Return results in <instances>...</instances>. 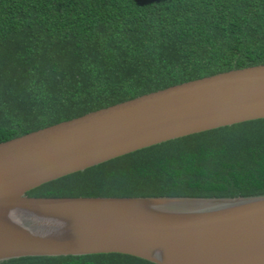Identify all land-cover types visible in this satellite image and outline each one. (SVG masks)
<instances>
[{
  "label": "trees",
  "instance_id": "1",
  "mask_svg": "<svg viewBox=\"0 0 264 264\" xmlns=\"http://www.w3.org/2000/svg\"><path fill=\"white\" fill-rule=\"evenodd\" d=\"M264 63V0H0V141L176 83ZM37 196L264 194V117L29 188ZM0 264H156L21 255Z\"/></svg>",
  "mask_w": 264,
  "mask_h": 264
},
{
  "label": "water",
  "instance_id": "2",
  "mask_svg": "<svg viewBox=\"0 0 264 264\" xmlns=\"http://www.w3.org/2000/svg\"><path fill=\"white\" fill-rule=\"evenodd\" d=\"M264 117V63L150 91L0 141V261L119 252L156 264H264V194L37 196L47 180Z\"/></svg>",
  "mask_w": 264,
  "mask_h": 264
}]
</instances>
